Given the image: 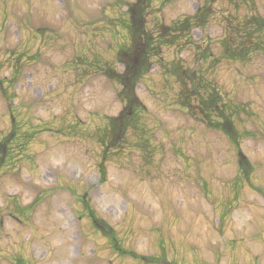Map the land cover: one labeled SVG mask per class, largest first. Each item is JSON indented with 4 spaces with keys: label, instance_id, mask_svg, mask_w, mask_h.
Returning <instances> with one entry per match:
<instances>
[{
    "label": "rangeland",
    "instance_id": "374dc122",
    "mask_svg": "<svg viewBox=\"0 0 264 264\" xmlns=\"http://www.w3.org/2000/svg\"><path fill=\"white\" fill-rule=\"evenodd\" d=\"M135 1L0 0V264H264V30L245 61L222 49L249 17L264 20V0H151L154 39L210 11L188 45L150 59L134 90L143 112L112 146L109 119L124 104L105 74L122 70ZM177 61L219 95L233 142L196 101L179 105Z\"/></svg>",
    "mask_w": 264,
    "mask_h": 264
},
{
    "label": "trees",
    "instance_id": "16d2710c",
    "mask_svg": "<svg viewBox=\"0 0 264 264\" xmlns=\"http://www.w3.org/2000/svg\"><path fill=\"white\" fill-rule=\"evenodd\" d=\"M151 0H136L135 3L127 9V21L122 22V27L129 37V44L118 50V63L121 64V72H107L106 76L117 83L120 89V97L124 106L122 111L113 118L109 119L110 145L114 141L121 140L123 133L133 124L143 112V107L137 102L134 90L138 80L145 74L150 66V59L155 58L163 47H174L182 42L188 45L189 34L193 29H202L209 14L210 9L197 11L190 18H184L181 21L163 28L162 33H157L156 39L149 35L145 29L146 15ZM162 25V24H161ZM264 30V20L257 17H249L241 23L238 33L232 31V34L222 42L223 57L232 61H245L248 55L260 49L254 40L257 33ZM238 34V35H236ZM200 60H203L204 54L200 52ZM168 75L176 79L177 83L183 86V91L188 93L184 102L179 104L181 107H191L189 102L196 101L198 113L203 123L213 129L222 132L232 142L236 139V132L230 116L222 110L219 95L205 85L200 84V79L193 71L183 68L177 61L168 69ZM201 85V86H200ZM140 111V112H139ZM218 120V121H216ZM0 143V166L3 163L6 146L5 141ZM109 145V146H110ZM237 146L238 144L235 143ZM238 169L241 175L246 178L250 165L246 158L239 153L237 155ZM84 207L87 208L86 204ZM89 211V219L94 227L112 244L115 251L123 254L119 249L117 240L112 230L102 221H98L94 214ZM146 264H159V259L139 258Z\"/></svg>",
    "mask_w": 264,
    "mask_h": 264
}]
</instances>
